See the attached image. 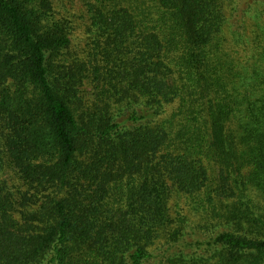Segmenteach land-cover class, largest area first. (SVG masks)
I'll use <instances>...</instances> for the list:
<instances>
[{
    "label": "trees",
    "instance_id": "1",
    "mask_svg": "<svg viewBox=\"0 0 264 264\" xmlns=\"http://www.w3.org/2000/svg\"><path fill=\"white\" fill-rule=\"evenodd\" d=\"M0 264H264V0H0Z\"/></svg>",
    "mask_w": 264,
    "mask_h": 264
},
{
    "label": "rangeland",
    "instance_id": "2",
    "mask_svg": "<svg viewBox=\"0 0 264 264\" xmlns=\"http://www.w3.org/2000/svg\"><path fill=\"white\" fill-rule=\"evenodd\" d=\"M71 12H72L73 14L80 15V9H79V8H73V9L71 10ZM79 29H80V28H79ZM76 30H77V29H76ZM76 33H80V31L77 30ZM80 42H81L82 44H84V42H86V40H85L84 38H81V39H80ZM83 90H87L88 93H87L86 97H87L88 99H92V91H91V89L87 88V89H83ZM7 177H8V175H6V178H7Z\"/></svg>",
    "mask_w": 264,
    "mask_h": 264
}]
</instances>
